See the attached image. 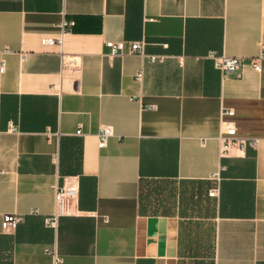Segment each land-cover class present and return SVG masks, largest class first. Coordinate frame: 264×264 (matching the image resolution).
<instances>
[{"label": "crops", "instance_id": "obj_1", "mask_svg": "<svg viewBox=\"0 0 264 264\" xmlns=\"http://www.w3.org/2000/svg\"><path fill=\"white\" fill-rule=\"evenodd\" d=\"M261 50L264 0H0V264H264ZM210 52L241 65L222 78ZM226 121L245 144L221 157Z\"/></svg>", "mask_w": 264, "mask_h": 264}, {"label": "built area", "instance_id": "obj_2", "mask_svg": "<svg viewBox=\"0 0 264 264\" xmlns=\"http://www.w3.org/2000/svg\"><path fill=\"white\" fill-rule=\"evenodd\" d=\"M73 23H64L65 26H71ZM43 43L51 46L57 43V40L54 38H45ZM145 42L141 41H117V42H108L106 43L107 56L109 58L120 57L124 53H134L145 56L144 54ZM213 61L215 68L220 72L222 78H225L227 75L235 73L240 65L241 58L230 57V56H218L213 52H210L208 55ZM150 62H154L157 59H160L159 56L149 55L146 56ZM264 60V50H261L256 56L251 57L249 62L254 71L260 72L261 65L260 62ZM3 70V63H1L0 71ZM136 79L138 81L142 78V71H138L136 74ZM227 116H231L232 112L227 111L223 113ZM76 134L80 135V131L77 130ZM113 136V131L110 126H103L99 129L97 134V143L98 148H104L107 144L108 139ZM220 143V156H225L232 148L242 150L245 142L235 136L234 128L229 121L223 122L221 124L220 134L218 136ZM255 142H250V145L254 146ZM213 179H218V174L213 176ZM218 188H211L207 195L208 197H217ZM78 195V189L75 184H67L61 188L56 189L54 195L55 201V211L47 216L44 219V226L55 230L58 226L59 219L64 216L72 215V204L75 202ZM22 221V216L18 214H5L2 218L1 228L4 233L12 234L17 225Z\"/></svg>", "mask_w": 264, "mask_h": 264}, {"label": "rangeland", "instance_id": "obj_3", "mask_svg": "<svg viewBox=\"0 0 264 264\" xmlns=\"http://www.w3.org/2000/svg\"><path fill=\"white\" fill-rule=\"evenodd\" d=\"M147 190V188H145V191ZM144 191V192H145ZM208 230V229H207ZM207 230H205V231H207ZM206 234H209V231H208V233H206ZM210 236L209 235H207V236H205V237H203V238H201V240L203 239L204 240V244L206 245V252L209 250V248H208V246H209V244H210Z\"/></svg>", "mask_w": 264, "mask_h": 264}]
</instances>
